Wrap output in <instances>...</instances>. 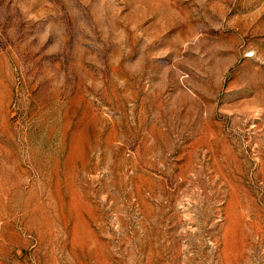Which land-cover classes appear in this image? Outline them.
<instances>
[{
	"label": "rangeland",
	"instance_id": "374dc122",
	"mask_svg": "<svg viewBox=\"0 0 264 264\" xmlns=\"http://www.w3.org/2000/svg\"><path fill=\"white\" fill-rule=\"evenodd\" d=\"M0 264H264V0H0Z\"/></svg>",
	"mask_w": 264,
	"mask_h": 264
}]
</instances>
